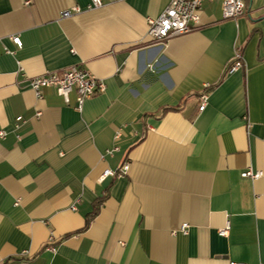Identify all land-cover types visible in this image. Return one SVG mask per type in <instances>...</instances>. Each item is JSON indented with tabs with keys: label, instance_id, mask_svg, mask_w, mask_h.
<instances>
[{
	"label": "crops",
	"instance_id": "crops-1",
	"mask_svg": "<svg viewBox=\"0 0 264 264\" xmlns=\"http://www.w3.org/2000/svg\"><path fill=\"white\" fill-rule=\"evenodd\" d=\"M169 2L0 0V264H264V0L151 42ZM73 65L105 84L80 111L30 88Z\"/></svg>",
	"mask_w": 264,
	"mask_h": 264
},
{
	"label": "built area",
	"instance_id": "built-area-1",
	"mask_svg": "<svg viewBox=\"0 0 264 264\" xmlns=\"http://www.w3.org/2000/svg\"><path fill=\"white\" fill-rule=\"evenodd\" d=\"M90 6L98 7L102 5V0H89ZM204 1L214 0H170L167 6L157 17L147 18V37L151 42L164 43L169 38L187 33L194 30L199 22V10ZM221 3L222 16L224 18H235L244 13V0H218ZM27 3V2H25ZM79 11L77 6L64 9L60 12L62 18L70 16L73 12ZM12 42L20 47L22 42L17 34L10 36ZM242 65L241 48L237 47L229 64V69H235ZM29 86L36 96H41V89L44 87H54L57 93L63 98L65 103H69L70 94L75 93L74 109L80 111L83 102L96 93L102 92L105 88L104 82L92 75L85 68L73 65L61 71L45 72L39 76L29 79ZM207 93L202 92L198 95L199 106L202 110L206 104ZM22 118H16L15 126L17 127ZM6 135L4 129H0V140ZM128 168V163L124 162L120 171L124 172ZM105 174H114L111 170H106ZM241 175L256 179L261 175L259 171H253L251 168L244 170ZM229 223L226 222L223 228L218 230L219 235L225 236L228 233ZM181 230L185 232V224ZM229 264H246L240 261H230Z\"/></svg>",
	"mask_w": 264,
	"mask_h": 264
},
{
	"label": "trees",
	"instance_id": "trees-1",
	"mask_svg": "<svg viewBox=\"0 0 264 264\" xmlns=\"http://www.w3.org/2000/svg\"><path fill=\"white\" fill-rule=\"evenodd\" d=\"M245 4V3H244ZM228 69H229V66L227 67V69H226V72L228 71ZM215 86V84H211V85H208V86H206V87H204L202 90H201V92L200 93H202V92H209L210 90H212V88ZM94 214V213H93ZM89 221V220H88ZM87 221V222H88Z\"/></svg>",
	"mask_w": 264,
	"mask_h": 264
}]
</instances>
